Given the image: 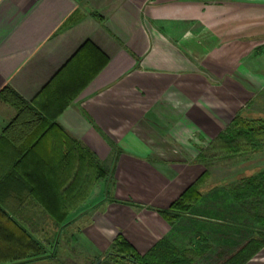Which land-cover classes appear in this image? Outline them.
I'll list each match as a JSON object with an SVG mask.
<instances>
[{
  "label": "crops",
  "instance_id": "0c3cea01",
  "mask_svg": "<svg viewBox=\"0 0 264 264\" xmlns=\"http://www.w3.org/2000/svg\"><path fill=\"white\" fill-rule=\"evenodd\" d=\"M263 36L264 0H0V253L72 221L95 259L174 242L160 210L263 84L245 63Z\"/></svg>",
  "mask_w": 264,
  "mask_h": 264
},
{
  "label": "rangeland",
  "instance_id": "374dc122",
  "mask_svg": "<svg viewBox=\"0 0 264 264\" xmlns=\"http://www.w3.org/2000/svg\"><path fill=\"white\" fill-rule=\"evenodd\" d=\"M245 63L252 74L262 77V81L258 82H263L262 85L246 86V92H243L246 96L241 117L242 120L249 122L257 118L264 119V36L253 42L252 52L245 58ZM251 148L250 145L244 142L241 144L239 152H233L220 141H217L206 148L203 154L200 155L201 159L203 158L202 160L206 162L209 171L208 178L204 181L205 188L201 191L202 199L197 203L196 201L192 202L191 204H194L192 209L186 215H182L179 221H175L172 229L179 234L176 240L173 237L175 244L184 254V257L194 258L195 264L202 263H199L198 257H193L190 253H184V249L193 250L192 248H196L200 244L202 246L206 244L214 252L216 247L221 245L220 242L214 240V238H217L214 234L207 236L201 232L199 233L200 237L198 236L196 233L198 232V227L205 224L198 216L214 212L217 216L223 217L225 215L223 210L227 208L234 223H239V225L245 223L250 227L256 226L252 223L253 218L246 213V207L244 209L240 206L242 201L245 200H235L231 193L232 189L234 190L242 185V180L245 177L251 174L258 176L264 170V137L262 148L255 151ZM212 184L215 185L213 188L210 187ZM233 195L235 194L233 193ZM255 198H259L258 202H263L260 205V210L263 211L264 197ZM40 226H44L42 228L45 230V234L42 235L40 233L42 236L38 241L46 248H49L52 252L51 254L54 253L55 257L53 259H40L34 264H93L97 260L90 252L89 246L80 238L78 223L72 221L70 223L49 224V226L41 224ZM8 229H10L9 226ZM52 230L56 233L58 232V234L55 233V236H53ZM203 232L207 233L208 231ZM18 234L21 235V238L18 237ZM11 235L16 237L9 241L11 243L13 241L18 242L19 239L21 243L27 237L19 229L12 231ZM8 246H10V243ZM10 248H14V246L11 245ZM181 256L179 258H182ZM127 258H118L117 260L127 263Z\"/></svg>",
  "mask_w": 264,
  "mask_h": 264
},
{
  "label": "trees",
  "instance_id": "16d2710c",
  "mask_svg": "<svg viewBox=\"0 0 264 264\" xmlns=\"http://www.w3.org/2000/svg\"><path fill=\"white\" fill-rule=\"evenodd\" d=\"M12 125H15V122H12ZM263 137L264 119L257 118L248 122L242 120L241 115L237 114L219 134L215 142L220 141L233 152H239L241 144L245 142L255 151L263 147ZM30 139L27 138V140L22 142L23 148L25 146L30 148L41 138H33V141H30ZM12 141L14 142L15 138ZM207 173L205 172L200 177L198 183L190 186L177 202L167 209L160 210L170 220L172 226L175 221H179L182 218V215L192 209L194 206V204H191L192 202L196 201L197 203L202 199V192L197 185L201 183ZM231 191L235 200H245L242 201L240 206L244 209L246 207V213L253 218L252 223L256 226L250 227L245 223L242 225L234 223L231 213L227 208L223 210L225 213L223 217L217 216L214 212L209 213L210 220L208 223L205 221L204 225L202 224L198 227V232L196 233L199 236V233L208 231V234H214L217 237L214 240L220 242L221 245L216 247L214 252L206 244L203 246L200 244L194 250L184 249V253H190L193 257H198L199 263L244 264L264 246V210H260V205L263 202H258L259 198H255L264 197V170L258 176L251 174L245 177L242 180V185ZM17 229L21 230L27 237L21 243L20 239L18 242L13 241L14 248H10L9 252L0 253V264H23L25 260L46 255V250L40 241L28 234L25 228L17 226ZM180 255L181 250L177 245L169 238H163L145 255L139 256L137 261L140 264H195L194 258L184 257L182 260L179 258Z\"/></svg>",
  "mask_w": 264,
  "mask_h": 264
},
{
  "label": "water",
  "instance_id": "95a60500",
  "mask_svg": "<svg viewBox=\"0 0 264 264\" xmlns=\"http://www.w3.org/2000/svg\"><path fill=\"white\" fill-rule=\"evenodd\" d=\"M110 253H106L98 258L93 264H122L109 259Z\"/></svg>",
  "mask_w": 264,
  "mask_h": 264
},
{
  "label": "flooded vegetation",
  "instance_id": "af4514ba",
  "mask_svg": "<svg viewBox=\"0 0 264 264\" xmlns=\"http://www.w3.org/2000/svg\"><path fill=\"white\" fill-rule=\"evenodd\" d=\"M119 257H116V256H114V255H112V254H110V256H109V259H111L112 261H115V262H119V263H122V264H140L138 261H133L131 258H127V263H124V262H120V261H118L117 259H118ZM123 259H126V258H123ZM126 262V261H125Z\"/></svg>",
  "mask_w": 264,
  "mask_h": 264
}]
</instances>
